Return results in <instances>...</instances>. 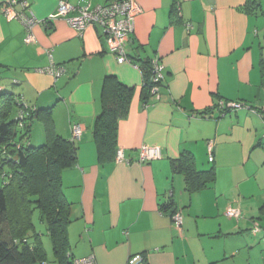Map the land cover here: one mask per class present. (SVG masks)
<instances>
[{"label": "crops", "instance_id": "1", "mask_svg": "<svg viewBox=\"0 0 264 264\" xmlns=\"http://www.w3.org/2000/svg\"><path fill=\"white\" fill-rule=\"evenodd\" d=\"M110 1L68 0L76 8ZM136 1L142 13L123 64L100 30L80 35L61 18L49 28L35 26L34 41L26 43L24 26L0 12V93L15 94L35 111L51 109L63 138L72 139L74 124L82 128L77 163L62 174L73 204L71 255L96 264H128L137 254L145 264H264L263 119L248 109L225 116L217 109L225 100L264 111V0L257 14L243 10L246 0ZM28 2L44 20L60 0ZM155 58L165 78L160 99L145 101V71ZM52 63L64 68L61 77L40 72ZM107 77L134 89L118 127V150L129 163L98 159L94 125ZM36 123L43 127L41 133L36 125V141L45 139L35 121L31 144ZM143 146L160 148L162 157L139 163ZM185 152L197 170L213 171L206 188L188 191L185 175L174 169ZM230 207L243 218H228ZM174 210L182 213L181 229Z\"/></svg>", "mask_w": 264, "mask_h": 264}, {"label": "trees", "instance_id": "2", "mask_svg": "<svg viewBox=\"0 0 264 264\" xmlns=\"http://www.w3.org/2000/svg\"><path fill=\"white\" fill-rule=\"evenodd\" d=\"M261 3L262 0H246L243 10L257 14ZM172 14L175 19L179 18L175 6ZM147 69L145 101L151 96V61ZM133 96L134 89L116 77L105 78L102 109L94 125V141L101 163L117 159L119 123L128 117ZM21 113L24 118L20 117ZM35 121L43 124L46 139L38 147L30 143ZM77 153L76 143L56 132L51 109L35 111L15 94L0 93V264L48 263L42 235L34 224L36 211L46 225L55 262L73 264L75 258L70 252L68 232L73 204L65 195L62 174L76 165ZM174 167L185 175L190 192L206 188L214 178L211 170H197L194 157L187 152L174 162ZM168 209L172 210L173 206L168 205L165 210Z\"/></svg>", "mask_w": 264, "mask_h": 264}, {"label": "built area", "instance_id": "3", "mask_svg": "<svg viewBox=\"0 0 264 264\" xmlns=\"http://www.w3.org/2000/svg\"><path fill=\"white\" fill-rule=\"evenodd\" d=\"M0 12L7 18H13L19 21L26 31V43L34 41L33 28L37 25H42L48 28L49 25L57 19H66V21L73 27L78 34L83 35L84 32L89 29L100 30L101 35L109 44V50L114 55L118 63L130 62L127 56V41L129 37L134 33L135 23L137 17L142 13V7L136 0H112L109 3L92 6L87 5L84 7L76 8L68 2V0H60L57 12L47 19H38L30 10L28 0H7L1 5ZM71 13H76L74 16H70ZM153 76L151 78L150 95L152 98L160 99V90L164 81L163 66L158 59L151 61ZM42 73H47L55 78L61 77L65 70L63 67H58L53 63L47 69L41 70ZM148 106V104L146 105ZM218 111L222 116H225L228 112L238 111L241 109H248L252 113L260 114L263 119L264 126V111L259 113L258 111L250 108L248 105L237 101H225L221 100L217 106ZM21 118H24V114L21 113ZM82 137V128L80 125L74 124L72 126V141L78 143ZM210 144L213 145L211 142ZM162 157V151L158 147L143 146L140 150L139 163H148L153 160L160 159ZM214 158L211 155L210 161L213 162ZM118 163H129L124 158L122 150L118 151L117 159ZM226 216L230 219L239 221L243 218L242 212L238 208H228L226 210ZM173 223L176 228L181 229L183 224V216L181 212H176L173 216ZM260 231L256 227L253 231L257 234ZM145 257L141 254L133 255L129 258L128 264H145ZM73 264H96L93 257H87L83 259H74Z\"/></svg>", "mask_w": 264, "mask_h": 264}, {"label": "rangeland", "instance_id": "4", "mask_svg": "<svg viewBox=\"0 0 264 264\" xmlns=\"http://www.w3.org/2000/svg\"><path fill=\"white\" fill-rule=\"evenodd\" d=\"M263 8H264V2H263ZM36 125L39 126V129H41V133H43V127L41 124H35V127L34 129L36 130V134H35V138H34V141H33V146H41L43 145L45 142H46V139H44V141L42 142H39V141H36L37 138H38V135H37V132L39 131L38 129H36ZM33 135V131H32V134ZM32 137L30 136V139ZM34 224H35V227H36V231L42 235V240H43V243H44V247H45V250L47 252V255H48V264H53L52 262L54 260V256H53V251H52V242H51V239L49 238V236L47 235V229H46V225H44L41 221H40V218H39V212L36 211L35 214H34Z\"/></svg>", "mask_w": 264, "mask_h": 264}]
</instances>
